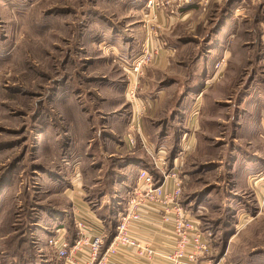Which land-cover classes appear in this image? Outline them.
I'll return each mask as SVG.
<instances>
[{
  "label": "rangeland",
  "instance_id": "1",
  "mask_svg": "<svg viewBox=\"0 0 264 264\" xmlns=\"http://www.w3.org/2000/svg\"><path fill=\"white\" fill-rule=\"evenodd\" d=\"M147 3L146 0H0L1 195L10 176L9 165L20 160L28 166L25 186L22 185V189L15 187L0 208V252L7 255L9 264H50L46 262L48 257L44 248L47 233L39 236L38 230L52 224L54 218L47 215L49 210L53 211L52 208L63 202V206L70 203L61 193L51 190L50 178L62 171L65 175L69 173L70 178L75 176L76 162L63 155L66 152L62 146L66 150V145L72 146L71 137L75 142L79 133H88L96 127L97 123L90 117L111 113L113 102L121 99L123 86L127 85L126 68L142 53L136 56L127 53L139 52L144 31L140 32L138 26L146 29L147 23L140 24V21L148 20L152 14L149 36H154L158 27ZM235 3L237 8L242 4L239 0ZM207 5V2L202 3L191 21L189 18L187 22H177L172 33L164 35L167 37L164 47L171 52L167 59L174 65L169 77L174 80L173 84L176 83L169 88L172 92H168V101L175 100L176 105L183 93L192 89L190 97H184L182 108H189L198 96L205 102L199 125L202 144L188 158L187 164L185 162L182 172L184 203L210 241L214 261L224 258L227 264H264V210H258L260 191L254 189L257 209L248 217L239 215L237 203L238 206L252 204L254 196L250 192L240 193L235 187L237 168L231 169V164H227L228 157L234 158L236 153L232 151V138L221 134L223 127L220 124H226L223 122L226 111L220 107L208 108L216 97L236 105L240 94L238 86L250 78L247 71L254 70L258 58L254 57L256 36L248 38L245 33L253 31L255 26L258 31L264 30V11L258 10L255 4L248 8L240 6L247 11L240 24L232 26L233 29L239 27L232 39L235 43L231 46L234 54L229 57V75L222 82L221 77L218 78V84L215 82L212 88L202 92L207 74L212 81V76L222 67L220 62L217 63L216 55L206 59L208 38L205 37L217 32L219 21H223L219 12L210 16ZM208 30L213 32L207 34ZM228 31L231 33L232 30ZM135 38L138 44H131V39ZM243 48L244 56L238 52ZM200 56L202 60L198 61ZM260 67L255 69L261 70L260 78L264 80V67ZM121 80L124 85L117 87L116 83ZM79 113H87V118L84 115L78 117ZM230 127L233 128L232 122ZM65 132L68 134L66 145L61 142ZM216 135L217 142L214 140ZM76 154L78 152H72V157ZM66 160L69 165L64 167L62 162L66 164ZM90 162L79 171L86 179L88 192L93 191L97 179L106 175L99 169H91ZM32 163L33 178L28 173ZM111 164L107 162L106 169L114 173L116 167ZM84 172L88 175H83ZM5 176L7 182L2 180ZM85 184L81 182L79 186L83 188ZM69 186L73 188L74 184ZM93 200L88 196L83 201L98 203ZM124 206L122 200L118 208L111 207L112 214L109 204L100 211L107 219L104 223L110 233L118 223L117 212ZM67 223L72 229L71 221ZM239 225L241 227L235 229ZM72 236H75L74 232Z\"/></svg>",
  "mask_w": 264,
  "mask_h": 264
},
{
  "label": "crops",
  "instance_id": "2",
  "mask_svg": "<svg viewBox=\"0 0 264 264\" xmlns=\"http://www.w3.org/2000/svg\"><path fill=\"white\" fill-rule=\"evenodd\" d=\"M147 1L149 0H146V3ZM240 1L242 4L238 5L239 8L236 7V0H227L226 4H224V0H193V2L189 5L187 4L176 8L172 7V10L168 9V11L164 12L154 11L155 13L152 12L155 16L154 24L158 25L154 36H149L147 34L149 19L150 17L152 18L151 14L148 16V20L143 18L140 21V24L145 21L147 22L146 29L142 25L138 26V30H140V32L144 31V35L141 37V41L139 42V52L133 53L127 49V53L129 56H132V54L136 56L143 52L145 45H148L150 48L161 47V44L164 45V43H167V37H164V35L168 36L172 33V30L175 27L174 24H177V22H187L189 18L191 21L194 17L195 10L201 7L202 3L207 2V7H209L208 9L211 11L209 13L207 11L206 15L207 13L210 16L213 14L212 17H214V15L219 12V14L221 13L220 19H223V21L222 23L219 21L218 26L220 27L217 29V32H214L212 35L210 33L213 32V30H208L207 34H210V36L205 37L208 38V46L205 52L206 59L208 58L207 60H209V57L216 55L218 57L217 63L220 62L222 66L220 71L212 76V81H209L208 74L206 78H204L206 80L201 88V91H206L208 88H212L211 85L215 82L218 84L220 81L218 78L221 77L222 82L226 76L229 75V57L234 54L231 51L233 50L231 46L235 43L232 39H235L234 34L238 30L239 26L234 29L233 27L234 25H239L240 21L246 17L247 10L245 8H248L250 4H255L258 5L256 6L258 7V10L261 8V10L264 11V7H261L264 6L263 0L259 2L258 0H248L247 3H245L246 0H239V2ZM221 2L222 4L220 7ZM242 5H244L245 8L242 9L240 7ZM172 11L175 12L173 13ZM255 20L257 21L256 18ZM231 27L232 29H230ZM257 28L258 26H255V31H247L245 33V36L248 38L254 39L256 36V39L254 40H257L258 42L256 43L257 47H255L254 57L258 58H256L254 70L247 71L250 72V78L244 84L238 86L240 94L236 105L233 103L229 105L230 102H225L216 97L214 102L209 104L208 107L211 108V110H214L216 107H220L226 111L225 117L223 118V122H226V124H220L223 127L221 134L232 138V151L236 153L234 158H231L232 155L228 157L227 164H231L229 165L231 169L237 168L235 173V187L240 190V193L246 194L247 192H250V194L254 196L252 203L254 204V207H252V204L244 202L243 206H238V203L237 206L235 205L240 208L238 214L242 217L250 216L253 210L257 209L255 190L258 192L257 190H259V186H254V180L258 175H264V80L260 78L263 75L261 74V70L255 69L260 66H262V68L264 67V30L261 29V31H258ZM228 30L234 31L233 33L232 31L229 33ZM131 41V44H138L137 38L134 40L131 39ZM249 45L250 44H246L245 46ZM126 47L128 46L126 45ZM238 52L244 56L245 49L243 48ZM170 54L171 52L166 50L165 47L161 48L159 55L155 58L153 64L147 68L145 77L141 82V84L143 83L144 85L141 91L137 92L136 100L133 101V99L129 97L126 88L127 85L123 86L124 82L121 80L119 83H116L117 87L121 84L124 88L121 91V99L118 100L117 98V101L113 102L112 106L114 111L105 114L97 113L95 117L91 116L90 118L97 123L94 125L96 127L90 129L88 133H79L75 142L73 137H71L69 140L72 146H69L68 144V138L66 137L68 134L66 132L64 137H61V142L64 145H66L65 142L68 144L66 145L68 148H66V150L64 149V146H62L63 152H66V154L63 155L65 157H69L72 161H75L76 167L75 176L73 178H70L69 173L65 175L63 171L55 174L53 179L52 177L50 178L51 181L49 185L52 188L51 190L61 193L60 195L70 200V203L68 201V204L63 206V202L62 204H59L57 208H52L53 211L49 210L47 215L49 217L53 215L54 218L52 224L38 230L40 231V234H38L39 236H45L47 233V242L44 245V248L47 250V263L57 264L56 257L48 246V239L56 235V230H58V228L66 230V237L68 239L74 240L76 237V235L74 237L72 236L73 232L76 234L74 227V210L76 208H83L85 213L92 212L96 218L95 223L103 224L107 221V219L103 218V214L100 212L102 208H106L109 204L112 214L111 207L118 208L122 200L125 202L127 201L128 196L136 183L138 170L142 167L150 169V160L140 143L138 142L135 148H131L129 145H126V138L129 133L134 134L137 138L139 133L146 136L155 149H167L170 154L169 160L171 167L182 141L186 140L185 145H187L189 150L184 158V164L188 161V158L193 156L202 144V140H199L201 111L204 108L203 105H205L202 98H198V96L189 108L183 109L182 106L185 104L184 97H190V93L193 91L192 89H188L183 93L176 105L174 104L175 100L173 101L171 99V101H168V92L172 90L169 88H173L176 84H173L174 80L169 77L172 75L171 71L174 67L173 63L170 62L171 60L169 61L167 59ZM200 60H202V56H200L198 61ZM214 67L212 68V72ZM124 76L127 78L126 74H124ZM193 80L194 78L191 82ZM224 87H226V85ZM150 89L151 91H149ZM165 105H167V109L165 108ZM160 110H162L161 113L164 112L163 110L166 112L161 114ZM231 110H233L234 113H232L233 111L230 112ZM77 115L78 117H82L83 115L86 117L87 113H79ZM231 122L233 123V128L230 127ZM135 128L139 129V133L134 130ZM155 137L158 138L155 139ZM218 139V135H216L214 140L217 142ZM210 143L212 144V141ZM225 144L227 145L228 142ZM171 148H173L172 151H170ZM72 152H78V154L72 157ZM105 160L106 162H104ZM232 160L234 161L231 162ZM88 161H92L90 162L91 165H89L91 166V169H99L100 173L106 172V175L104 173L102 176L103 179H97L92 187L94 188L93 191L90 192L86 189V179L84 176L82 177V172L81 175L79 174L81 169L86 168V163ZM107 162L112 163L111 165L116 167L114 173H109V169H106ZM67 164L69 165L68 160H66V164H63L62 162L64 167L68 166ZM236 164L238 167H235ZM27 168L28 166L24 165V162L20 160L14 161L11 165H9L7 168L8 172H10V176L7 180L8 182L5 180L6 176L2 179L4 182L6 181L7 184H4L5 192L2 195L0 194V208L3 205V202L10 198V195L15 190V187H20L22 189L21 186H25V173H27ZM184 169L185 167L183 170ZM28 173L33 178V163L29 167ZM83 175L88 174L84 172ZM75 180L78 181L77 183L81 184V182H84L85 184L83 188L78 190L75 189L77 194L82 195L81 197L71 191L72 187L69 186L71 184L75 185ZM104 183H107L108 186H103ZM88 196L89 198L94 199L93 202L96 200L98 203L93 204L91 202L88 204L86 202V204L83 200L86 201ZM242 200L243 198L240 199V201ZM74 201L75 204H73ZM90 209L92 211H89ZM67 220L71 221L72 229L68 226ZM240 227V225L235 226V229ZM107 230L109 231L108 228ZM134 231L139 239L149 242L157 253L166 255L172 251V239L170 236L171 231L167 227L162 226L158 220L145 221L143 224L136 226ZM108 245L109 242L105 245V249ZM0 255H2L0 258L1 264H9L11 262L8 260L7 255L4 252H0ZM106 264L167 263L160 257H154L149 260L147 258L138 257L135 252L125 249L119 255L111 257Z\"/></svg>",
  "mask_w": 264,
  "mask_h": 264
},
{
  "label": "built area",
  "instance_id": "3",
  "mask_svg": "<svg viewBox=\"0 0 264 264\" xmlns=\"http://www.w3.org/2000/svg\"><path fill=\"white\" fill-rule=\"evenodd\" d=\"M192 2L193 0H149L147 9L153 13L164 12L168 9L172 10V7L189 5ZM151 21L149 20L148 29ZM164 46L150 48L145 45L143 52L126 68L127 92L133 101L136 100L147 68L153 64ZM134 130L139 133L138 128ZM138 142L149 157L150 169L142 167L138 170L136 183L123 210L118 212V223L114 235L110 238L111 233L104 223H95L96 218L92 212L85 213L83 208H76L74 210L76 231L74 240L68 239L66 230L61 228L56 230L55 236L48 239V246L53 251L57 264H106L111 257L119 255L125 249L149 260L160 257L167 264H227L224 258L218 261L211 258L212 245L193 213L184 203V184L181 175L184 158L189 152L185 145L186 140L182 141L172 167L167 149H155L147 137L140 133L138 138L132 133L127 135V146L135 148ZM254 181V186L258 185L260 191L258 210L263 212L264 175H258ZM77 182L71 189L75 193V189H81L80 183ZM76 195L82 196L77 193ZM149 220H158L162 226L171 231L172 251L170 253L166 255L157 253L149 242L139 239L135 234V227ZM107 242L109 245L105 249Z\"/></svg>",
  "mask_w": 264,
  "mask_h": 264
},
{
  "label": "trees",
  "instance_id": "4",
  "mask_svg": "<svg viewBox=\"0 0 264 264\" xmlns=\"http://www.w3.org/2000/svg\"><path fill=\"white\" fill-rule=\"evenodd\" d=\"M115 228H116V226L113 228V230H111L110 238L114 235Z\"/></svg>",
  "mask_w": 264,
  "mask_h": 264
}]
</instances>
